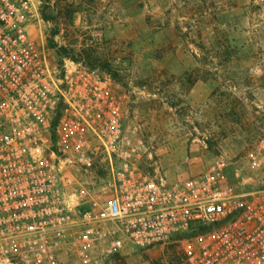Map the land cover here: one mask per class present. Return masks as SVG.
<instances>
[{
    "label": "built area",
    "instance_id": "built-area-1",
    "mask_svg": "<svg viewBox=\"0 0 264 264\" xmlns=\"http://www.w3.org/2000/svg\"><path fill=\"white\" fill-rule=\"evenodd\" d=\"M38 19L34 0H0V264H86L106 226L111 251L179 243L187 264H264V186L223 157L146 173L126 92L82 62L54 65L30 35ZM244 161L247 180L264 172V130Z\"/></svg>",
    "mask_w": 264,
    "mask_h": 264
},
{
    "label": "rangeland",
    "instance_id": "rangeland-1",
    "mask_svg": "<svg viewBox=\"0 0 264 264\" xmlns=\"http://www.w3.org/2000/svg\"><path fill=\"white\" fill-rule=\"evenodd\" d=\"M34 2L30 35L54 65L82 62L126 92L146 173L173 180L223 157L243 185L264 186V172L249 181L244 164L264 130V0ZM106 228L86 247V264H187L179 243L140 249L125 240L111 251L116 235Z\"/></svg>",
    "mask_w": 264,
    "mask_h": 264
},
{
    "label": "trees",
    "instance_id": "trees-1",
    "mask_svg": "<svg viewBox=\"0 0 264 264\" xmlns=\"http://www.w3.org/2000/svg\"><path fill=\"white\" fill-rule=\"evenodd\" d=\"M58 54L60 57H63V56H68L69 53H68V50L66 48L61 47L58 49Z\"/></svg>",
    "mask_w": 264,
    "mask_h": 264
}]
</instances>
